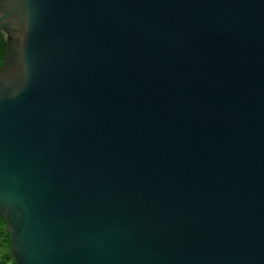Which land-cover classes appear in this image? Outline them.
I'll use <instances>...</instances> for the list:
<instances>
[{
	"label": "water",
	"instance_id": "95a60500",
	"mask_svg": "<svg viewBox=\"0 0 264 264\" xmlns=\"http://www.w3.org/2000/svg\"><path fill=\"white\" fill-rule=\"evenodd\" d=\"M0 31L15 264H264V0H0Z\"/></svg>",
	"mask_w": 264,
	"mask_h": 264
},
{
	"label": "trees",
	"instance_id": "16d2710c",
	"mask_svg": "<svg viewBox=\"0 0 264 264\" xmlns=\"http://www.w3.org/2000/svg\"><path fill=\"white\" fill-rule=\"evenodd\" d=\"M6 53V36L2 31H0V69L5 62ZM10 247L11 237L7 231V223L6 220L0 215V264H15Z\"/></svg>",
	"mask_w": 264,
	"mask_h": 264
}]
</instances>
